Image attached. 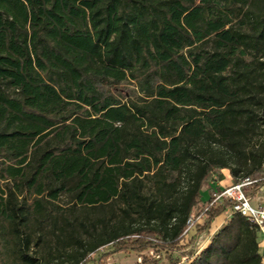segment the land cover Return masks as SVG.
I'll list each match as a JSON object with an SVG mask.
<instances>
[{
  "label": "trees",
  "instance_id": "16d2710c",
  "mask_svg": "<svg viewBox=\"0 0 264 264\" xmlns=\"http://www.w3.org/2000/svg\"><path fill=\"white\" fill-rule=\"evenodd\" d=\"M223 169L264 194V0H0V264H264Z\"/></svg>",
  "mask_w": 264,
  "mask_h": 264
},
{
  "label": "built area",
  "instance_id": "2783aa9c",
  "mask_svg": "<svg viewBox=\"0 0 264 264\" xmlns=\"http://www.w3.org/2000/svg\"><path fill=\"white\" fill-rule=\"evenodd\" d=\"M253 180L245 178L238 183L226 186L221 191L213 193V202L222 203L224 200H232L234 202L230 214L241 213L249 218L260 230L264 236V200L255 204L253 198H250L245 191V187L252 185ZM196 215L192 214L189 219L190 227L195 225Z\"/></svg>",
  "mask_w": 264,
  "mask_h": 264
},
{
  "label": "rangeland",
  "instance_id": "374dc122",
  "mask_svg": "<svg viewBox=\"0 0 264 264\" xmlns=\"http://www.w3.org/2000/svg\"><path fill=\"white\" fill-rule=\"evenodd\" d=\"M207 190H208V187L204 188L203 190L204 196H206ZM253 202L255 204L257 203V201H253ZM201 223H203V220L201 221ZM214 228H215V225L211 227V229H214ZM195 232H196V227H192L191 230H189V232L185 236V238L182 240L181 244H187L191 240V237L195 234ZM209 239H210V234H204L200 236L195 243L196 249L200 250L203 247H205L208 244L207 242H209ZM191 248H192V245L188 244L187 250H190ZM175 255L178 256L177 253ZM139 259L140 258L138 254H135V253L126 254L122 252L120 254H114L108 257L107 264H137V262L140 261ZM167 262L168 260L163 259L159 264H167ZM90 264H93V263H90ZM181 264H185V259L182 260Z\"/></svg>",
  "mask_w": 264,
  "mask_h": 264
},
{
  "label": "crops",
  "instance_id": "0c3cea01",
  "mask_svg": "<svg viewBox=\"0 0 264 264\" xmlns=\"http://www.w3.org/2000/svg\"><path fill=\"white\" fill-rule=\"evenodd\" d=\"M232 184H234V182L230 176L229 171L226 169H223L222 175L220 177H217V176L215 177V185H217L218 187L223 188L225 186H230ZM262 200H264V194L262 192H258L257 195L253 197V201H257L256 204H258ZM227 216H229L228 211L225 212L224 215L218 217L213 222L212 226L215 225V228L212 229L211 233L216 231L219 228V226H221L224 223ZM259 242H260V253L262 254V256H264V236L262 234H261Z\"/></svg>",
  "mask_w": 264,
  "mask_h": 264
}]
</instances>
